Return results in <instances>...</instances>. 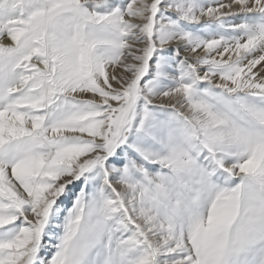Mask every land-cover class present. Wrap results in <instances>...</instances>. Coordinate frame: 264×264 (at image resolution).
<instances>
[{
	"label": "snow or ice",
	"instance_id": "1",
	"mask_svg": "<svg viewBox=\"0 0 264 264\" xmlns=\"http://www.w3.org/2000/svg\"><path fill=\"white\" fill-rule=\"evenodd\" d=\"M0 264H264V0H0Z\"/></svg>",
	"mask_w": 264,
	"mask_h": 264
}]
</instances>
